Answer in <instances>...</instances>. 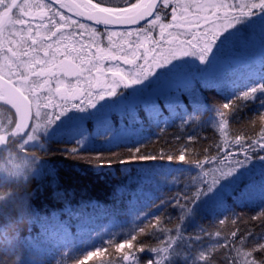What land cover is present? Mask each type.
Returning <instances> with one entry per match:
<instances>
[{
  "label": "snow or ice",
  "instance_id": "1",
  "mask_svg": "<svg viewBox=\"0 0 264 264\" xmlns=\"http://www.w3.org/2000/svg\"><path fill=\"white\" fill-rule=\"evenodd\" d=\"M200 86L236 100L259 99L264 106V0H0V105L12 108L29 127L35 121L43 138L72 144L65 151L91 163L93 172L106 168L114 174L113 165H120L129 184L137 185L130 201V212L137 218L138 196H147L146 189L161 183H178L182 169L175 165L195 166L192 187L186 184L182 197L186 203L176 204L178 222L174 228L160 229L167 238L147 249L156 257L148 264L188 261L185 246L202 236L186 234L184 223L202 210L228 211L229 198L237 204L258 200L261 210L251 219L264 226V127L255 138L234 134L229 140L228 113L217 109L203 123L216 130L222 142L205 148L203 159L186 158L194 152L187 145L176 151L144 150L150 141L134 127L143 123L138 109L157 125L179 119L183 131L200 124L198 118L207 110ZM185 95L189 105L183 103ZM234 103L229 100L222 108L234 110ZM113 113L118 116L115 123ZM213 147L214 153L209 150ZM134 164L139 166L133 176ZM46 167L41 165L35 179H43ZM47 175H54L50 168ZM52 186L53 198L62 199L55 181ZM87 207L94 212L87 213ZM96 209L103 212L98 203L82 205L75 218L87 223ZM64 211L71 213L70 206ZM161 220L157 217L156 224ZM145 231L146 227L138 231L133 227L123 235L97 231L100 246H96L88 229L82 227L74 235L61 223L42 231L41 251L30 264H45L42 256L48 247L67 248L77 241L83 247L73 264H87L91 258L98 264H141L133 252L121 253L116 260L104 257L110 250L131 248ZM250 236L248 251L234 243L211 247L228 248L224 257L228 264H264V257L255 255L264 254V231L241 236L240 245ZM231 237L234 240L237 231ZM213 256L201 249L192 264H214ZM55 264L66 261L57 259Z\"/></svg>",
  "mask_w": 264,
  "mask_h": 264
},
{
  "label": "trees",
  "instance_id": "2",
  "mask_svg": "<svg viewBox=\"0 0 264 264\" xmlns=\"http://www.w3.org/2000/svg\"><path fill=\"white\" fill-rule=\"evenodd\" d=\"M198 90L205 98L207 110L198 118L201 121L200 124L186 126L183 131L179 128L181 123L179 119L168 124L157 125L149 122L142 108L138 109L143 123L134 127L150 141L144 145V150L153 152L163 147L166 151H176L182 145H187L190 149H194V152H190L186 158L196 159L199 156L200 159H203L205 148L222 142L220 134L203 123V121L214 117L217 109L228 113L226 118L229 120V140L234 134H246L248 137L255 138L260 129L264 127V121L260 120V116L264 114V106L260 104L259 99L236 100L235 96L222 95L214 89L202 86ZM240 91L241 89L237 90V95ZM257 95L259 96V94ZM182 100L185 105H189V98L186 95L182 97ZM229 100L235 101L234 110L222 108V105L228 103ZM189 111H191L190 106ZM167 114L165 110V115ZM111 119L115 123L118 116L113 113ZM88 127L92 131L93 124L89 123ZM0 135L8 140L7 147L0 149V202H15L18 195L24 190L32 194L34 219L26 233L29 241V254L25 256L24 264H30L31 259L40 253L39 242L43 239L42 231L45 228L52 230L61 223L67 224L74 235L82 227L88 229V237L96 246H100V241L95 236L97 231L121 232L123 235L133 227L137 231L139 227H146L145 233L138 235L137 240L132 241L131 248L125 245L119 253L114 249L110 250L104 259L107 260L111 257L116 260L121 253L133 252L140 258L141 264H148V261L155 260L156 257L147 249L166 240L167 234L161 233V228L175 227L180 215V209L176 207L177 201L179 200L181 204L186 203L182 198L186 190L185 185L187 184L190 189L192 187L190 177L197 173L194 165H175L182 169L179 173V182L175 184L161 183L146 189L147 196L136 198L137 203L134 207L140 212V216L137 218L135 212H130L132 207L130 201L134 198L133 193L137 185L129 184L128 176L120 171V165H113L114 174L106 168L95 173L92 171L91 163L72 158L65 151L66 148H71L72 144L47 140L42 136H38L33 145L22 146L25 138L17 137L15 117L3 106H0ZM189 136H195L196 139L189 141ZM43 144L44 148L42 149L41 145ZM209 150L212 153L215 152L214 147ZM120 151L125 152L126 149ZM41 165L47 167L44 169L43 179L38 180L35 177ZM138 166L135 164L131 166V175H135V169ZM48 168L53 171L54 175H47ZM257 180H259V176H257ZM53 181L56 182V190L63 194L62 199L53 198ZM93 202L101 205L103 212L96 209L94 218L87 223L75 218L81 212L82 205ZM227 204L229 210L226 212L202 210L197 213L194 219H189L184 223L183 229L186 234L202 236L199 241H191V247L185 246L189 259L184 264H192V258L201 249H208L210 253H214V264H228L224 260L228 248L223 246L213 248L212 245L228 244L230 247L234 243L237 247H241L242 251L251 250L249 244L252 240L251 236L244 245H240L239 241L241 236L247 235L249 232L259 236L264 231L260 220L251 219L261 210L260 202L255 200L251 203L237 204L229 198ZM66 205L70 206L71 213L64 211ZM85 211L87 213L94 212L91 207H87ZM157 217H162L159 224H156ZM221 219L225 220L224 224L219 223ZM153 224H156L155 229L152 228ZM200 229H204V232L201 233ZM232 231H237V237L234 240L231 237ZM150 232L155 234L150 235ZM217 232L220 233L219 237L215 235ZM106 238L105 236V240ZM118 242L122 243L123 240L118 238ZM141 246L145 248L144 252L138 251ZM82 247L83 245L79 241L67 248L48 247L47 254L42 258L45 264H55L56 260L61 258L66 261V264H73V259L79 256ZM64 253L67 255H63ZM255 255L257 258L264 257V254L260 252ZM87 264H98V261L96 258H91ZM123 264H127V262H123Z\"/></svg>",
  "mask_w": 264,
  "mask_h": 264
},
{
  "label": "clouds",
  "instance_id": "3",
  "mask_svg": "<svg viewBox=\"0 0 264 264\" xmlns=\"http://www.w3.org/2000/svg\"><path fill=\"white\" fill-rule=\"evenodd\" d=\"M34 219L32 194L24 190L15 202H0V264H24L29 254L27 231Z\"/></svg>",
  "mask_w": 264,
  "mask_h": 264
},
{
  "label": "water",
  "instance_id": "4",
  "mask_svg": "<svg viewBox=\"0 0 264 264\" xmlns=\"http://www.w3.org/2000/svg\"><path fill=\"white\" fill-rule=\"evenodd\" d=\"M82 22H86V21H83L82 19ZM87 23H92V22H87ZM96 27L102 29L103 25H98ZM0 106L7 108L9 111L13 113L15 117V132L17 134V137L25 138L31 129V127H29L27 120L23 117L18 118L17 112H15L12 108L7 107L6 105H0ZM29 123H31V121ZM7 144H8L7 138L4 136H0V149H5L7 147Z\"/></svg>",
  "mask_w": 264,
  "mask_h": 264
},
{
  "label": "rangeland",
  "instance_id": "5",
  "mask_svg": "<svg viewBox=\"0 0 264 264\" xmlns=\"http://www.w3.org/2000/svg\"><path fill=\"white\" fill-rule=\"evenodd\" d=\"M0 136H2V135H0ZM38 136L43 137V135L39 131V129L36 128V122L33 121V126L31 127L28 135L25 137V140H24L22 146L33 145L36 142Z\"/></svg>",
  "mask_w": 264,
  "mask_h": 264
},
{
  "label": "flooded vegetation",
  "instance_id": "6",
  "mask_svg": "<svg viewBox=\"0 0 264 264\" xmlns=\"http://www.w3.org/2000/svg\"><path fill=\"white\" fill-rule=\"evenodd\" d=\"M7 109V108H6ZM11 112V111H10ZM12 113V112H11ZM13 114V113H12Z\"/></svg>",
  "mask_w": 264,
  "mask_h": 264
}]
</instances>
